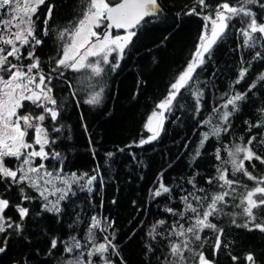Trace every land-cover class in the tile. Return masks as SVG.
<instances>
[{"label": "trees", "instance_id": "trees-1", "mask_svg": "<svg viewBox=\"0 0 264 264\" xmlns=\"http://www.w3.org/2000/svg\"><path fill=\"white\" fill-rule=\"evenodd\" d=\"M158 2L162 8L160 13L135 29L137 35L126 48L120 67L111 71L105 66V74L97 78L100 80L99 85L88 88L89 81L80 83L77 79L82 78V74L67 73L72 80L73 91L79 93L81 105L76 106L70 92H57L58 99H66L57 125L63 126L61 132H51V121H47L50 135L56 139L52 147L62 153L64 173H88L96 175L97 180L93 182L91 191L73 185L75 195L70 194L68 200L61 202L62 213L59 216L41 211L42 201L38 198L25 202V206L30 209V217L23 222V231L17 234L14 229H9L7 233L0 234V240L7 237L9 241L6 251L0 255V264H65L70 256L78 255L79 251L86 252L91 247L87 244L86 235L92 216H96L102 225L105 221L111 223L107 232L96 230V239L99 242L103 236L111 238L114 234L113 242L117 245L119 255L112 254L110 250L109 259L113 264H121V261L123 264H161L167 254V241L159 236L156 241H152L146 234L157 220L167 221L162 229H158L165 231L176 219L166 213L164 208H183L179 197L194 191L187 183L188 178L196 175L197 188H204L209 195L219 191L215 183H207V179L215 176L216 168L221 165L215 158L216 149H221V155L226 160L228 156L224 145L231 147L233 144L245 143L252 135L257 136V141L264 138L261 136L264 134V125L248 131V124H245L246 120L259 123L261 114L258 109L264 108V80L258 79L264 74V58H253L256 51H260L264 57V41L251 49L243 47V37L237 33L242 25L234 20L232 24L235 27L229 28L214 47L211 57L194 74L191 87L203 92L200 111H196L193 91L182 90V95L174 102L173 110L166 113L159 137L138 146L142 138L150 136L145 128L148 116L191 59L204 25L203 15L213 12L223 0H206L209 7L204 10L200 9L196 0ZM229 3L235 5L236 0H229ZM261 4H264V0H256V3L248 5L258 18L264 17ZM46 5L53 6L47 25L49 34L44 36L40 31L47 13V7L42 5L38 9L40 19L36 23L38 38L43 43L36 51L42 66L47 70L52 63L49 58L58 56L63 43L58 39V33L68 27L69 21L78 18L82 4L81 0H46ZM194 6L200 15L187 14ZM4 15L3 10H0V16ZM117 33L121 32H114ZM241 67L249 71L237 85L234 82ZM253 82L256 88L248 92L244 101L239 102L240 111L230 117V131L222 132L219 139L210 136L200 149L201 154L193 159L202 133L210 131V125L201 122L212 118V123L218 124L213 109L225 102L222 99L224 94L247 92ZM91 83L95 84V81ZM60 87L66 88L67 85ZM100 87H103V93L99 104L82 103L89 92L98 91ZM241 136L244 137L243 141L240 140ZM254 145V150L264 155V146L257 142ZM109 152L113 153L111 157L107 155ZM45 163L49 169L61 166L57 160ZM223 166L231 173V165ZM245 166L254 175H264V164L259 161H246ZM97 168L98 172L95 171ZM161 178L173 189L171 198L168 194L153 198L151 191L158 187ZM240 178L249 187L253 186V181ZM27 191L36 196L31 189ZM240 191L243 189L238 188V193ZM0 192L12 205L6 210V216L17 221L14 205L20 202L18 188L12 185L10 191L5 193V189L0 187ZM234 203L238 201L228 198L224 213H239L241 209L233 207ZM232 219V216L221 214L212 221L225 230L221 237V250L214 257L212 248L215 234L209 229L201 234L202 238L207 239L203 249L205 255L214 259L216 264H234L229 255L231 253L240 258L235 264H247L244 256L251 252L257 264H264V233L238 228L232 224ZM235 219L238 224L244 222L242 216L237 215ZM72 236L85 247L68 254L62 251L64 245L61 243L57 249L50 250L53 237L59 241H69ZM148 244L154 246V251H147ZM225 244L227 247H224ZM94 262L100 264L96 257Z\"/></svg>", "mask_w": 264, "mask_h": 264}, {"label": "snow or ice", "instance_id": "snow-or-ice-1", "mask_svg": "<svg viewBox=\"0 0 264 264\" xmlns=\"http://www.w3.org/2000/svg\"><path fill=\"white\" fill-rule=\"evenodd\" d=\"M196 3L201 10L209 7L206 0H196ZM253 3H256V0H236L235 5L230 4L229 0H223L213 12L203 15L204 25L191 59L169 85L165 97L155 105V109L148 116L145 128L151 135L146 139L142 138L138 146L148 144L159 137L166 113L173 110L174 102L182 95V90L193 91L196 111H200L203 92L198 88L192 89L194 74L206 63V59L211 57L214 47L224 38L229 28L235 27L232 21L238 20L242 25L237 29V33L243 37V47L251 49L260 41H264V17L258 18L248 7ZM81 4L82 10L78 18L69 21L68 27L58 33V39L63 43L58 56L49 58L52 63L46 70L36 51L43 43V40L38 38L36 21L40 19L37 15L38 9L45 5L47 13L42 20L43 28L40 31L47 36V25L53 13V6L46 5V0H0V10L5 13L0 16V183L9 182L5 193L15 185L20 200L14 205L18 220L13 221L11 217L6 216V210L12 207L11 202L0 194V234L7 233L9 229H14L17 234L23 231V222L30 217V209L25 206V202L38 198L42 201L41 211L59 216L62 213L61 202L68 200L70 194L75 195L73 185L81 190H92L97 176L88 173H64L62 153L52 147L56 139L51 137L46 121H51V132H61L63 126L57 125L63 101L66 99H58L57 92H70L71 99L80 107L79 93L73 91L72 80L67 73L82 74V78H77L80 83L89 81L87 87L95 88L100 84L97 78L105 74V66L111 71L120 67L126 48L137 35L135 29H138L146 18L155 17L161 11L158 0H81ZM261 7L264 8V4H261ZM187 14L200 15V12L194 6ZM114 30H123L124 34H114ZM253 58L264 57L260 51H256ZM248 71V68L241 67L234 83L240 84ZM258 79L264 80V74ZM92 81H95V84L91 83ZM62 85L67 87H60ZM256 86L253 82L248 86L247 92L224 94L222 99L225 102L213 109V115L219 123L213 124L212 118L201 122L210 125V131L202 133L193 159L201 154L200 149L210 136L219 139L222 132L230 131V117L240 111L239 102L244 101L248 92ZM102 93L103 87L98 91H91L82 103L97 105L101 102ZM258 112L261 114L259 123L245 121L248 131L264 125V108L258 109ZM261 136L264 137V134ZM240 140L243 141L244 137L241 136ZM254 142L264 146V138L257 141L256 135L250 136L245 143L233 144L231 147L224 145L228 156L226 160L221 155V149H216L215 158L221 165L216 168L217 174L207 179V183H215L219 191L209 195L204 188H197L196 175H193L188 178L187 183L194 191L179 197L183 208H164L166 213L176 219L165 231H158L167 223L165 219H159L146 234L152 241H156L158 236L167 241V254L161 264H216L214 259L205 255L203 249L207 239L202 238L201 234L205 229L212 230L215 234L212 248L214 257L221 250V237L225 230L212 221L221 214L232 216V224L238 228L264 233V175H254L245 166L246 161L253 160L264 164V155L254 150ZM107 155L111 157L113 153L109 152ZM9 160H15L16 165L9 166ZM50 160H57L61 166L49 169L45 162ZM223 165H231V173ZM252 167L255 168V165ZM95 171L98 172V168ZM240 177L253 181V186L249 187L243 183ZM238 188L243 191L238 193ZM28 189L35 192L36 196L31 195ZM172 191L161 178L158 187L153 189L151 194L153 198L163 197L165 194L171 198ZM197 192L205 195H197ZM228 198L238 201L233 207L241 209L239 213H224ZM237 215L244 218L243 223L236 222ZM109 227L111 223L105 221L102 225L96 216H92L86 235L87 244L91 247H88L86 252L79 251L78 255L70 256L65 264H95L94 257L98 258L101 264H113L109 259L110 250L112 254L119 255L117 245L113 242L114 234L111 238L103 236L99 242L96 239L97 229L107 232ZM8 242L7 237L0 240V253L6 251ZM61 243L64 245L62 251L68 254L85 247L75 236L70 237L69 241H59L53 237L50 240V250L57 249ZM146 247L147 251H154L152 244ZM224 247H227V244ZM229 255L234 264L240 259L231 253ZM244 260L247 264H257L256 257L251 252L244 256Z\"/></svg>", "mask_w": 264, "mask_h": 264}, {"label": "flooded vegetation", "instance_id": "flooded-vegetation-1", "mask_svg": "<svg viewBox=\"0 0 264 264\" xmlns=\"http://www.w3.org/2000/svg\"><path fill=\"white\" fill-rule=\"evenodd\" d=\"M46 124L49 126V128H50V125L48 124V122L46 121ZM9 166H11V167H14L15 165H16V161L15 160H9ZM8 181H4L3 183H0V187L1 188H4L5 189V187H7L8 186ZM12 187V186H11ZM0 194H3V195H5L4 193H1L0 192ZM5 198V197H4Z\"/></svg>", "mask_w": 264, "mask_h": 264}, {"label": "water", "instance_id": "water-1", "mask_svg": "<svg viewBox=\"0 0 264 264\" xmlns=\"http://www.w3.org/2000/svg\"><path fill=\"white\" fill-rule=\"evenodd\" d=\"M158 4H159V2H158ZM159 6H160V9H162L160 4H159ZM149 18H151V17H149ZM149 18H146V20L149 19ZM114 32H123V30H114ZM1 254L2 253H0V255ZM12 264H17V263H12Z\"/></svg>", "mask_w": 264, "mask_h": 264}, {"label": "rangeland", "instance_id": "rangeland-1", "mask_svg": "<svg viewBox=\"0 0 264 264\" xmlns=\"http://www.w3.org/2000/svg\"><path fill=\"white\" fill-rule=\"evenodd\" d=\"M117 34H124L123 32H121V33H117ZM150 133V132H149ZM150 135H151V133H150ZM50 199H55V197H50ZM94 260H95V257H94ZM100 264H101V262H100Z\"/></svg>", "mask_w": 264, "mask_h": 264}]
</instances>
